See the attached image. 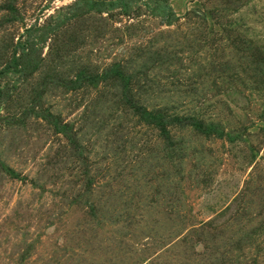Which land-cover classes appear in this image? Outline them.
Instances as JSON below:
<instances>
[{
    "label": "rangeland",
    "instance_id": "obj_1",
    "mask_svg": "<svg viewBox=\"0 0 264 264\" xmlns=\"http://www.w3.org/2000/svg\"><path fill=\"white\" fill-rule=\"evenodd\" d=\"M0 264H264V0H0Z\"/></svg>",
    "mask_w": 264,
    "mask_h": 264
}]
</instances>
